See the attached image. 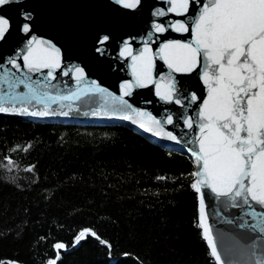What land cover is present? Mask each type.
Wrapping results in <instances>:
<instances>
[{
    "label": "snow or ice",
    "instance_id": "obj_1",
    "mask_svg": "<svg viewBox=\"0 0 264 264\" xmlns=\"http://www.w3.org/2000/svg\"><path fill=\"white\" fill-rule=\"evenodd\" d=\"M13 2L16 0H0V6ZM116 3L134 9L140 0H116ZM167 4L166 10L157 8L153 15L162 17L172 13L180 18L167 24L154 21L146 38L141 37L145 42L139 51L134 52L128 40L123 41L119 56L130 59L128 67L132 78L120 83L119 95L90 80L79 65L72 70L75 90L54 95L50 89L56 88L51 83L57 78L56 70L69 74L62 68L61 49L51 40L32 35L15 55L7 57L6 62L12 68L0 64L3 69L0 86L8 88L7 92L0 91V113L50 116L57 114L52 103L98 94L102 104L91 115L120 116L157 137L189 145L187 150L195 164V171L189 174L190 187L198 194V226L213 264H264V0H167ZM24 15L30 16L29 13ZM9 28L10 19L0 14V40L5 39ZM169 29L188 33L189 38H165L153 50V36ZM23 31L30 32L28 23L23 25ZM109 39L105 34L99 37V43ZM96 51L101 49L98 47ZM19 57L22 64L18 62ZM156 57L169 70L160 73L159 79L154 75ZM194 72L206 86V95L198 96L193 91L183 100L178 98L181 93L174 74ZM33 73H40L44 78L34 79ZM21 85L24 91H17ZM150 85L154 86L155 95L168 103L181 105L187 100L186 107H191L201 101L195 109V118L179 117L192 130L185 133V137L191 135V139L183 140L165 127H175L171 114L158 119L125 99L132 96L134 89ZM32 101L42 107L30 111L28 105ZM66 106L61 104L59 115L69 114L62 110ZM209 195L225 208L242 210L237 223V227L244 230L237 241L239 256L232 247L224 246V233L214 235L206 211ZM245 216H250L253 222L249 223ZM89 234L99 239L96 232L83 228L74 241L79 242ZM101 243L108 244L103 240ZM66 247L63 242L54 244L57 250ZM58 258L59 251L47 264H57Z\"/></svg>",
    "mask_w": 264,
    "mask_h": 264
},
{
    "label": "trees",
    "instance_id": "obj_2",
    "mask_svg": "<svg viewBox=\"0 0 264 264\" xmlns=\"http://www.w3.org/2000/svg\"><path fill=\"white\" fill-rule=\"evenodd\" d=\"M192 171L122 126L0 114V264H47L57 242V264H213ZM83 228L99 239L73 248Z\"/></svg>",
    "mask_w": 264,
    "mask_h": 264
},
{
    "label": "water",
    "instance_id": "obj_3",
    "mask_svg": "<svg viewBox=\"0 0 264 264\" xmlns=\"http://www.w3.org/2000/svg\"><path fill=\"white\" fill-rule=\"evenodd\" d=\"M167 7V0H140L134 9L117 4L116 0H16L8 5L0 6V14H6L10 19L9 31L5 34V39L0 40V64H3L5 68H12L6 62L7 57L15 55L16 51L24 47L32 35H36L51 40L61 49L62 68L69 72L68 75H64L61 69L56 70L57 78L51 81L56 88L50 89L54 95L57 92L64 95L69 90H75L76 81L72 70L77 65L85 69L90 80L97 81L110 92L119 95L120 83L132 78L131 69L128 67L130 59L119 56L123 41L128 40L134 52L139 51L145 42L141 37L146 38L147 33L152 30L154 21L167 24L172 19L180 18L172 13L162 17L153 15L155 9L164 8L166 10ZM24 13H29L30 16L26 17ZM25 23L30 25L29 33L23 31ZM105 34L109 35L110 39L103 44L99 43V37ZM165 38L187 39L189 35L188 33H176L171 29L162 34L156 33L151 42L153 50L158 48L160 41ZM98 47L101 49L100 52L96 51ZM18 62L22 64V57L18 58ZM168 71L167 65L156 57L155 77L159 79L160 73ZM0 73H3L2 68H0ZM31 75L34 79L44 78L40 73ZM174 75L181 93L178 98L183 100L184 96H190L193 91L198 96L206 95V86L199 79L198 73H175ZM0 91L7 92V85L0 86ZM17 91H24L23 86L21 85ZM125 99L134 107L144 108L151 112L158 119L171 114L175 127L173 125H165V127L174 131L183 140L191 139V135L185 137V133H191L192 130L188 129L179 117L189 115L195 118V109L201 101L198 100L191 107H186L187 100H184L181 105L168 103L155 95V88L151 85L147 88L134 89L132 96H126ZM61 104L67 105L62 110L67 111L68 115L58 114ZM101 104L102 100L98 94H89L81 96L79 100L52 103L51 107L57 112L55 115L32 116L23 112L0 114L20 116L39 123L122 126L164 149L186 155L195 168L194 158L187 150L189 145L157 137L120 116L91 115V112L100 108ZM5 106L10 105L5 104ZM16 106L20 107V104L17 103ZM28 107L30 111H34L42 106L32 101ZM206 205L214 235L224 233V246L232 247L239 256L237 241L244 230L239 229L237 223L240 222L242 210L234 207L225 208L213 200L210 195L206 198ZM243 218L249 223L253 222L250 216ZM80 241L74 242L73 248L78 246ZM60 250L69 251L67 247ZM221 250L223 251V247Z\"/></svg>",
    "mask_w": 264,
    "mask_h": 264
}]
</instances>
